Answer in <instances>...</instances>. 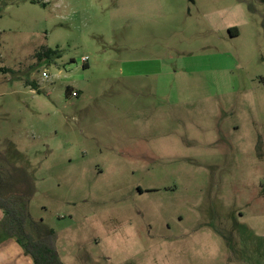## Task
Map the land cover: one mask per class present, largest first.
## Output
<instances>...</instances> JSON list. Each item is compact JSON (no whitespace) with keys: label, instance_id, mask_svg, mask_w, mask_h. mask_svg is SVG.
Instances as JSON below:
<instances>
[{"label":"rangeland","instance_id":"374dc122","mask_svg":"<svg viewBox=\"0 0 264 264\" xmlns=\"http://www.w3.org/2000/svg\"><path fill=\"white\" fill-rule=\"evenodd\" d=\"M0 186L63 264H264V0H0Z\"/></svg>","mask_w":264,"mask_h":264},{"label":"trees","instance_id":"16d2710c","mask_svg":"<svg viewBox=\"0 0 264 264\" xmlns=\"http://www.w3.org/2000/svg\"><path fill=\"white\" fill-rule=\"evenodd\" d=\"M36 56L38 58L60 57L57 51L46 49L40 50ZM4 194H6L4 186H0V210L2 214L0 231L21 246L24 254L31 259L32 264H63L55 249L54 233L51 232L45 237L34 239L25 231V209L16 197L17 194Z\"/></svg>","mask_w":264,"mask_h":264},{"label":"crops","instance_id":"0c3cea01","mask_svg":"<svg viewBox=\"0 0 264 264\" xmlns=\"http://www.w3.org/2000/svg\"><path fill=\"white\" fill-rule=\"evenodd\" d=\"M1 218H2V214H1V210H0V220H1ZM4 234V233H3ZM3 236V235H2ZM11 243H14V244H16V245H19L16 241H13V240H7V239H5V242H3L2 244H7V247H12L13 248V250L16 252V250H15V248H14V246H13V244H11ZM3 245H1L0 244V248L2 247ZM20 246V245H19ZM21 247V246H20ZM19 253V252H18ZM9 258L10 259V257H8L7 255H5L4 254V257H2L1 259H0V264H7V258Z\"/></svg>","mask_w":264,"mask_h":264},{"label":"built area","instance_id":"2783aa9c","mask_svg":"<svg viewBox=\"0 0 264 264\" xmlns=\"http://www.w3.org/2000/svg\"><path fill=\"white\" fill-rule=\"evenodd\" d=\"M43 76H46V74L44 73Z\"/></svg>","mask_w":264,"mask_h":264}]
</instances>
